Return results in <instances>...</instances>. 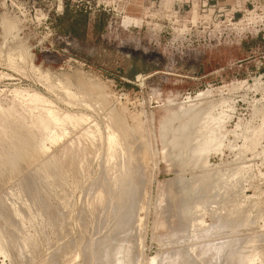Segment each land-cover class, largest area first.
Segmentation results:
<instances>
[{
  "label": "rangeland",
  "instance_id": "rangeland-1",
  "mask_svg": "<svg viewBox=\"0 0 264 264\" xmlns=\"http://www.w3.org/2000/svg\"><path fill=\"white\" fill-rule=\"evenodd\" d=\"M86 78L101 84L106 104L78 87ZM191 104L197 118L223 117L221 142L195 170L169 158L161 139L166 117ZM47 113L64 117V129L44 128ZM111 129L132 139L115 165L106 153ZM13 140L23 155L16 172ZM133 150V212L115 245L124 264H189L186 252L229 238L242 255L235 264L245 256L264 264V0H0V264H101L104 232L123 212L106 189ZM192 173L217 180L203 193V220L224 216L228 231L194 239L193 216L178 218L177 177L186 191ZM198 252L192 264L228 261Z\"/></svg>",
  "mask_w": 264,
  "mask_h": 264
},
{
  "label": "bare ground",
  "instance_id": "bare-ground-1",
  "mask_svg": "<svg viewBox=\"0 0 264 264\" xmlns=\"http://www.w3.org/2000/svg\"><path fill=\"white\" fill-rule=\"evenodd\" d=\"M84 80V79H83ZM83 80H80L79 79V83H78V87H85L84 89H89V90H93L95 91L91 93H88L89 90H84L87 92V94H93L96 96V99L98 100L99 104L103 105V104H106L107 101H106V92L104 91V89L102 88L101 84L100 83H97V82H93L92 79L90 78H86L84 81ZM66 81V80H65ZM64 83V82H63ZM67 83V81H66ZM66 83H64V85L66 86ZM63 85V84H62ZM64 86V87H65ZM70 86V85H69ZM66 88V87H65ZM69 89V88H68ZM75 89V88H74ZM81 89V88H80ZM81 89V91H83ZM67 93H70L69 91H67ZM205 92L203 93H199L198 96H201L203 95ZM85 95V96H90L92 97L91 95ZM77 95V94H76ZM94 96V97H95ZM197 96V98H198ZM84 98V97H83ZM89 98V97H88ZM93 98V97H92ZM82 99V98H81ZM91 99V98H90ZM95 99V98H93ZM191 99V98H190ZM108 100V99H107ZM197 100V99H196ZM81 101V100H80ZM86 101V100H85ZM91 101H93L91 99ZM68 102V101H67ZM187 102V101H186ZM103 103V104H102ZM197 104V103H196ZM100 105V106H101ZM196 106V105H195ZM194 104H191V105H187V107L183 108L182 110L179 111V113H175V115H173L174 113L170 114L168 117H166V119L163 121L162 125H161V139L164 143V147H163V150H164V153H166L169 158L171 159H181L184 158L185 159V162L186 164L192 169V170H195L196 168H200V167H205L207 165V158H208V154L209 152L211 151V148L214 150L215 148V145H219V143L221 142V138L223 137V134L220 132V128H221V122L223 121V117L218 115V116H213V115H210L208 113H205V114H201V117L197 118V115L199 116V112H194ZM47 118L44 120V128H47L50 124L53 125V127L55 128H62L64 129V127L62 126L63 125V121L65 120L64 117L62 116H52L50 114L47 113ZM216 115V114H215ZM228 115V114H227ZM183 117H185L186 120H182ZM174 118H177V119H180V123L178 124V126L176 128H172L171 127V123L172 121H174ZM116 119V118H115ZM118 119V118H117ZM198 119H200V122L198 123ZM176 120V119H175ZM113 121V120H112ZM111 121V122H112ZM43 122V121H42ZM116 122V121H115ZM113 122V123H115ZM196 123V124H195ZM116 124V123H115ZM121 124V123H120ZM123 124V123H122ZM212 124V125H211ZM73 125V124H72ZM108 126V125H107ZM119 127V125H116ZM193 126H195V130H193ZM72 127V126H71ZM73 127H75V125H73ZM121 127V126H120ZM119 127V128H120ZM238 127V126H237ZM112 128V127H111ZM114 128V127H113ZM122 129V128H120ZM130 129V128H129ZM113 130V132L107 134V137H106V153H107V157L108 158H111L113 159L112 162H114V160H117L121 157H123V152H122V145L124 144H128L130 140H129V135H123V134H118V133H114V130L115 129H111ZM118 130V129H117ZM123 130V129H122ZM130 131V130H129ZM194 131V132H193ZM16 132V131H14ZM57 132V131H56ZM234 132V131H233ZM133 133V132H132ZM125 134V133H124ZM235 135V134H234ZM13 136V135H12ZM19 136V135H18ZM61 136V135H60ZM57 137V136H56ZM131 137V136H130ZM89 138V137H88ZM137 138V137H136ZM19 139V137H18ZM15 140V139H14ZM14 140H13V143H14ZM23 140V139H22ZM95 140V139H94ZM248 140H249V137L248 135L244 136V143H243V146H248ZM135 141V140H134ZM16 142H19L18 144L20 145V141H16ZM15 142V143H16ZM23 142H25L23 140ZM14 143V144H15ZM131 143V142H130ZM23 144V143H22ZM26 144V143H25ZM138 144V142H137ZM24 145V144H23ZM129 145V144H128ZM132 145V144H131ZM18 145H14L13 146V149H12V153L10 155V158L9 160H11L10 164H11V169L14 168L13 170L16 172L15 168H16V165H15V160H19V159H16V157H19L21 151H19L20 149V146L17 147ZM22 146V145H21ZM26 146V145H24ZM28 146V145H27ZM105 146V145H104ZM125 147V146H124ZM129 146H127L128 148ZM141 148V147H140ZM148 148V147H147ZM22 149V148H21ZM126 149V148H125ZM128 151H129V148H128ZM138 150H133L132 153H128V154H125L124 156V160L123 162L118 165V161L116 164V171L117 173L113 175L112 179H111V182H110V185L107 187H105L106 190H108L107 193H110V191H113V193H115V196L113 198L114 202L115 203L114 205L117 206V207H120V209L123 210V212L121 211V218L120 220H118V218H116V215H115V218L113 220V229L110 233L108 234H105L104 232V235L102 237V239H104V245L102 246V250H103V253H102V259H101V264H124V262L118 258V253L119 251L117 250V247L115 245H117V242L120 240V238L122 237V233L124 232V229L126 228V226L128 227L129 226V219L131 217V214L133 212L132 210V205H133V200H134V191H135V185L133 184L134 181H132V179L134 180V178H132V173L133 171L137 170L136 167H137V163H135V159L139 158L138 156H136V152ZM142 151V149H141ZM9 152V151H8ZM144 150L140 153L143 154ZM139 152H137V155H138ZM22 155V153H21ZM7 156V155H6ZM8 156H9V153H8ZM23 156V155H22ZM141 156L140 155V160H141ZM102 157V156H101ZM1 156H0V162H1ZM4 159V158H3ZM16 161V162H17ZM116 161L114 162L113 165H115ZM19 162V161H18ZM17 162V163H18ZM120 162V161H119ZM139 162V161H138ZM177 162V161H176ZM184 162V163H185ZM16 163V164H17ZM141 163V162H139ZM3 164V163H2ZM1 165V164H0ZM56 166V165H55ZM175 166V164H174ZM181 166V162H178L177 165L175 166V168H178V169H181L180 168ZM4 167V165H3ZM107 167V166H106ZM114 167L112 166V164H110V167H109V171H112L114 169ZM139 167V166H138ZM2 168V167H1ZM59 168V167H58ZM188 168V167H187ZM17 169V168H16ZM9 170V169H8ZM47 170V169H46ZM177 170V169H176ZM3 171V170H2ZM12 171V170H11ZM20 171V170H19ZM42 171V170H41ZM50 171V170H49ZM108 171V170H107ZM106 171V172H107ZM115 170H113L114 172ZM201 171V170H200ZM47 172V171H46ZM51 172V171H50ZM55 172V171H54ZM105 172V171H104ZM105 172V173H106ZM205 172V171H204ZM211 172V171H210ZM11 173V172H10ZM13 173V172H12ZM223 173V172H221ZM241 173V172H240ZM1 174V173H0ZM40 174V173H39ZM57 174V173H56ZM107 174V173H106ZM134 176H135V173H133ZM41 175V174H40ZM43 175V174H42ZM41 175V176H42ZM48 175V174H47ZM101 175V174H100ZM219 175V173L217 174ZM36 176V175H35ZM38 176V175H37ZM107 176V175H106ZM190 189L185 191L184 188H185V185H182L180 183L184 182L185 180L183 178H181L180 176L177 177V184H178V188L180 190H182V194L180 195L179 199H178V207L177 210H179L176 214L178 215V218L182 221V222H186V220L188 219V216L192 215L193 216V219H192V224L190 226H192V234H193V238L197 239V238H209V236L211 235H214V234H217V233H223L225 231H228L227 229L228 226L230 225L228 222L230 221L228 219L227 216H225V219H228L226 221H228L226 224H224L223 222V218L224 216H218L216 221L214 223H212V225L210 226H206L205 225V222L203 220V216L207 213L206 212V209H204L202 206L203 204L207 201L206 199V195L203 194V193H206L207 191L209 190H212L210 189L215 187V185L217 184L215 182V180H213V177L212 179L209 178L208 174H203V175H199V174H193L190 175ZM39 177V176H38ZM50 177V176H49ZM55 177V176H54ZM223 177V176H222ZM240 177V176H239ZM34 178V177H33ZM40 178V177H39ZM42 178V177H41ZM62 178V177H61ZM104 178V177H103ZM224 178V177H223ZM230 178V177H229ZM241 178V177H240ZM140 179V178H139ZM219 179V178H218ZM225 179V178H224ZM105 180V179H104ZM230 180V179H229ZM227 180V181H229ZM29 181V180H28ZM32 181V180H31ZM217 181V180H216ZM39 182V181H38ZM41 182V181H40ZM44 182V181H43ZM100 182V181H99ZM135 183V182H134ZM188 183V182H187ZM216 183V184H214ZM225 183V181H224ZM231 183V181H230ZM229 183V185H230ZM234 181L232 182L231 185H234L233 184ZM32 184V183H31ZM102 184V183H100ZM109 184V183H107ZM184 184V183H183ZM223 184V183H222ZM34 185V184H33ZM228 184H226L227 186ZM228 185V187H229ZM90 186V185H89ZM101 186V185H100ZM188 186V185H187ZM220 186L219 185V189H220ZM224 186V184H223ZM222 186V187H223ZM138 187V186H137ZM136 187V188H137ZM221 187V188H222ZM227 187V189H228ZM232 187V186H230ZM229 187V189H230ZM235 186L232 187V189L234 188ZM25 188V187H24ZM217 188V187H216ZM215 188V189H216ZM28 189V188H27ZM26 189V190H27ZM228 189V190H229ZM235 189V188H234ZM87 190V189H86ZM85 190V191H86ZM93 190V189H92ZM222 190H225V192H228V190L226 191V189H223ZM29 191V190H27ZM193 192V194H195V198H193L194 200V203L192 204L193 206L190 208V209H187L186 208V203L188 202V198L190 197V192ZM218 190H216L217 192ZM221 191V190H220ZM45 192V191H44ZM201 192V193H200ZM215 192V193H216ZM224 192V191H223ZM224 192V193H225ZM232 192V191H231ZM112 193V192H111ZM198 193L202 194V197L198 198ZM208 193V192H207ZM206 193V194H207ZM214 193V194H215ZM224 193H221L222 195ZM37 194V193H36ZM86 194V192H85ZM192 194V193H191ZM199 194V195H200ZM210 194V193H209ZM218 196L220 195L219 192L217 193ZM237 194V192H236ZM93 195V194H92ZM110 195V194H109ZM108 195V196H109ZM26 196V195H25ZM37 197V195H35ZM112 196V197H113ZM237 195L233 196L234 198H236ZM39 197V196H38ZM37 197V198H38ZM92 197V196H91ZM217 197V196H216ZM218 198V197H217ZM231 197V200L232 202L237 199H234ZM33 199V198H32ZM137 199V198H136ZM211 199V198H210ZM209 199V200H210ZM234 199V200H233ZM35 200V198H34ZM104 200H106L104 198ZM213 200V199H212ZM230 200V199H229ZM32 201V200H31ZM30 202V201H29ZM34 202V201H33ZM104 202V201H103ZM135 202V201H134ZM192 202V201H191ZM214 202V201H213ZM108 203V202H107ZM109 203H112V202H109ZM20 204V203H19ZM36 205V204H35ZM113 205V206H114ZM8 206V205H7ZM17 206V205H16ZM93 206V205H92ZM91 206V207H92ZM109 206V204L107 205ZM244 206V205H243ZM110 208H112V206H109ZM107 207L104 206L103 209H106ZM116 207H114L115 209ZM242 208V207H241ZM82 210V209H81ZM80 210V211H81ZM112 210V209H111ZM176 210V211H177ZM240 210V208L238 209ZM238 210H236L238 212ZM7 211V210H6ZM79 211V212H80ZM243 211V210H242ZM19 212V211H18ZM83 212V211H82ZM103 212V211H102ZM107 212V211H106ZM109 212V211H108ZM113 212V210H112ZM118 211L115 210L114 213ZM120 212V211H119ZM97 213V211H96ZM111 213V211H110ZM239 213V212H238ZM245 213V212H244ZM3 213L1 212V215ZM92 214V213H90ZM107 214V213H106ZM190 214V215H189ZM41 215V214H40ZM95 215V214H94ZM258 215V214H257ZM11 216V215H10ZM81 216V214H80ZM83 216V215H82ZM86 216V215H85ZM96 216V215H95ZM114 216V214H113ZM244 216V215H242ZM241 216V217H242ZM92 217V216H91ZM94 217V216H93ZM97 217V216H96ZM119 217V215H118ZM246 217V216H245ZM104 218V217H102ZM107 218V217H106ZM109 218V217H108ZM111 218V217H110ZM222 218V219H221ZM240 218V216H239ZM244 218V217H243ZM85 219V218H84ZM101 219V217L99 218ZM98 219V220H99ZM224 219V220H225ZM7 219H4L3 221L6 222ZM15 220V219H14ZM13 220V221H14ZM35 220V219H34ZM104 220V219H103ZM111 220V219H110ZM40 221V220H39ZM94 221V220H93ZM101 221V220H100ZM108 221V220H107ZM222 221V222H221ZM225 221V222H226ZM244 221V220H243ZM8 222V221H7ZM64 222V221H63ZM84 222V221H83ZM82 222V223H83ZM95 222V221H94ZM106 222V220H105ZM111 221L107 222L110 223ZM188 222V221H187ZM186 222V223H187ZM210 223V224H211ZM241 223V222H240ZM11 224V223H10ZM54 224V223H53ZM84 224V223H83ZM93 224V223H92ZM229 224V225H227ZM233 224V225H232ZM231 225L234 227V223H232ZM238 224V223H237ZM247 224V223H246ZM3 225V224H2ZM100 224H98L99 226ZM103 225V224H102ZM109 225V224H108ZM242 225V223L240 224ZM245 225V224H243ZM15 226V225H14ZM93 226V225H92ZM97 226V225H96ZM105 226V225H104ZM107 226V225H106ZM231 226V227H232ZM95 227V226H94ZM239 227V224L236 226V228L234 227L233 229H237ZM90 228V227H89ZM182 228V227H181ZM241 228V227H240ZM98 230L100 229V227L97 228ZM102 229V227H101ZM105 229V228H104ZM111 229V228H110ZM5 230V229H4ZM94 230H96V227L94 228ZM107 230V228H106ZM231 230V229H230ZM13 231V230H12ZM93 231V230H92ZM101 231V230H100ZM99 231V232H100ZM108 231V230H107ZM233 231V230H231ZM95 232V231H93ZM190 232V231H189ZM91 233V232H90ZM97 233V232H96ZM12 234V233H11ZM20 234V233H19ZM85 234V233H84ZM98 234V233H97ZM103 234V233H102ZM130 234V233H129ZM191 234V235H192ZM95 235V234H94ZM9 236V235H8ZM17 236V235H15ZM22 236V235H21ZM88 236V235H87ZM93 236V234H92ZM215 236V235H214ZM14 238V235L12 234L11 235V238ZM85 237V236H84ZM2 234L0 236V255H3L4 256V253L6 252V244L2 241ZM43 238V237H42ZM191 238V237H190ZM33 239V238H32ZM100 239V238H99ZM18 240V239H16ZM98 240V238H97ZM34 241V240H33ZM94 241V240H93ZM206 241V240H205ZM204 241V242H205ZM209 241V240H208ZM6 242V241H5ZM96 242V240L94 241ZM184 242V241H183ZM203 242V240H202ZM203 242V243H204ZM207 242V241H206ZM214 242V241H213ZM220 242V241H219ZM8 243V242H7ZM21 243V242H20ZM100 243V242H99ZM97 245V242L96 244ZM119 245V244H118ZM235 245V241L234 239H227L226 241L224 242H220V243H216V244H211V241L210 243H205L203 244L201 247H199L198 250L196 251H199L198 252V255L199 253H207L208 256L207 258L209 259L210 258V261L212 262H216L218 261L219 258H225L226 256H228V261L227 260H224L225 261V264L227 262V264H235V263H239V261H242V258H241V254H239L238 252L236 253H231V249H233ZM199 246V245H198ZM190 247V246H189ZM119 248V247H118ZM132 248V247H131ZM194 248V247H193ZM11 249V248H10ZM15 249V248H14ZM21 249V247H20ZM19 249V250H20ZM63 249V248H62ZM23 250V248H22ZM21 250V251H22ZM33 250V249H32ZM35 250V249H34ZM190 250V249H189ZM36 251V250H35ZM91 251H94V249H91ZM97 251V250H96ZM195 251V252H196ZM194 250H191L190 252H186L185 255H186V258H187V263L189 264H192V262L194 261L193 257L197 255V253L195 254ZM62 253V252H61ZM93 253V252H92ZM91 253V254H92ZM255 253V252H254ZM6 254V253H5ZM21 254V253H20ZM13 255V254H12ZM15 255V254H14ZM87 255V254H86ZM93 255V254H92ZM203 255V254H202ZM11 256V255H10ZM26 256V255H25ZM24 256V257H25ZM54 256V255H53ZM249 256V255H248ZM251 256V255H250ZM249 256V257H250ZM91 257V256H90ZM203 257V256H202ZM89 258V257H88ZM196 258V257H195ZM244 258V257H243ZM246 259H243L244 261H246V264H248L247 262L252 259V257L250 259H248L246 256H245ZM6 259V258H5ZM27 259V258H26ZM90 259V258H89ZM207 259V260H208ZM248 259V260H247ZM15 260V259H14ZM204 260V259H203ZM206 260V261H207ZM54 261V260H53ZM52 261V262H53ZM89 261V260H88ZM13 263V262H12ZM88 263V262H87ZM211 263V262H210ZM243 263V262H242ZM241 263V264H242ZM245 263V262H244ZM1 264H5V263H1ZM21 264V263H20ZM151 264H158L157 261L153 260ZM195 264V262H194ZM200 264V263H199ZM205 264V263H204ZM214 264V263H213ZM219 264V263H218Z\"/></svg>",
  "mask_w": 264,
  "mask_h": 264
}]
</instances>
